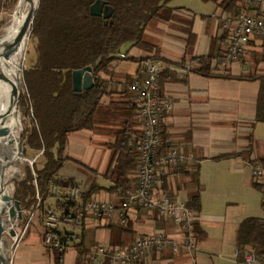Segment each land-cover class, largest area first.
I'll use <instances>...</instances> for the list:
<instances>
[{"label": "crops", "instance_id": "obj_1", "mask_svg": "<svg viewBox=\"0 0 264 264\" xmlns=\"http://www.w3.org/2000/svg\"><path fill=\"white\" fill-rule=\"evenodd\" d=\"M201 1L212 3L213 10L196 13L185 7L170 6L173 0L168 3L171 8L181 9L175 14L192 24L195 39L191 44L187 43V35L179 27L183 25L152 21L144 35L154 40L147 41L154 46L153 49L131 47L133 56L130 58L134 60L130 61L138 63L135 71L117 74L114 69L117 62L113 65L114 82L122 81L126 75H134L143 69L141 60L151 62L154 57L159 58L162 72L168 69L177 74L161 83V92L170 101L171 109L160 124L163 136L184 156V160L168 170L158 189L183 202L196 193L200 197V209L194 220L199 230L194 237V250L188 252L179 248L173 252L167 248L135 264H241L235 255V230L244 219L264 216V198H260L261 192L254 186L253 165L249 162L257 155L264 158V122H255L260 84L256 80L236 78L249 74L254 68L258 74L264 75V36L249 43L246 59L241 63L231 62L223 67L218 59L212 60L211 67H216L217 73L227 70L225 73L234 78L203 77L190 72L189 68L196 66L199 58L220 54V49L228 48L215 41L222 34L221 24L225 16L217 8L216 2L221 0ZM254 60L262 61L254 64ZM108 100L109 97H105L103 102ZM257 128L261 129L259 134ZM73 134L80 136L72 138ZM73 134L68 137L65 156H77L76 162L83 171L78 172L80 177H77L67 166L70 162H66L57 174L62 173L61 177L69 180L81 193L97 182L101 190L93 197L118 206L119 192L108 190L114 184L102 174L109 156V151L103 147V139L89 131ZM251 138L256 145L248 153ZM196 171L197 184L191 175ZM134 176L135 172L129 174L131 180H135ZM22 230L25 233L10 252L9 264H53L51 254L38 239L42 230L39 221L32 223L26 231L22 228L16 230L18 235L23 233ZM56 230L63 239V264L75 263V245L79 242L87 251L95 244L128 246L137 238L157 231H165L180 240L178 226L142 208L127 212L124 224L116 210L106 220L87 216L76 225L59 224ZM88 234L90 241L86 246Z\"/></svg>", "mask_w": 264, "mask_h": 264}, {"label": "trees", "instance_id": "obj_2", "mask_svg": "<svg viewBox=\"0 0 264 264\" xmlns=\"http://www.w3.org/2000/svg\"><path fill=\"white\" fill-rule=\"evenodd\" d=\"M14 1H10L6 10ZM96 1L38 0L29 33V38L34 43L35 57L32 64L22 70L26 91L23 108L30 110L31 122L23 140L28 149L40 153L43 163L40 168L35 164L31 169L27 168L24 182L15 184L13 198L19 202L22 212L20 228L28 230L32 226V216L37 214L42 228L38 239L51 254L53 264H63V239L56 228L50 229L44 225L45 217L48 214L71 216L73 224H61L81 223L87 217L84 212L85 203L94 198L96 191L101 190L98 183L93 182L88 191L80 192L78 198L72 199L67 191L76 186L69 180H55L63 164L77 163L65 156L71 134L89 131L103 139V147L109 151V156L102 174L114 184L109 191L119 192L135 183L129 178V174L136 170L135 145L140 137V128L136 102L129 84L135 78L144 77V66L148 62L141 60L140 63H144L143 69H139L134 75L124 76L122 81L114 82L113 65L119 60H134L126 55L121 57V49L130 46L152 50L154 46L144 39L145 29L152 21L179 23L183 25L179 27L187 35V43L191 44L195 39L192 24L175 14L181 9L171 8L169 0H101L112 9L108 19L90 15L89 8ZM216 4L221 14L234 16L241 12L255 13L252 7L241 0H221ZM3 5L0 0V10ZM216 39L215 41L227 47L229 31L222 30L221 36ZM219 53L199 58L197 65L191 66L189 71L203 77L234 78L225 73L227 70L217 73L218 69L211 67L212 60L218 59L221 62L227 57L228 50L220 49ZM261 61L254 60V64ZM84 68H89L93 86L76 93L72 89V72ZM175 75L177 74L168 69L161 72L160 91L161 83ZM236 78L259 82L255 122H264V75L258 74L254 68L249 74ZM105 97H109L107 103L103 102ZM163 134L161 127V153L173 147ZM250 145L248 153L256 145L252 138ZM222 157L224 156L217 158ZM249 162L253 166L256 163L264 166V158L260 155L249 159ZM191 175L197 184L198 172ZM253 182L264 194V183L254 179ZM52 188L58 189L57 196L51 194ZM49 198H56L55 204L60 208V214L49 206ZM186 206L195 213L198 212L199 193L193 195ZM191 231L194 237L199 233L195 225ZM47 236H50L49 243H46ZM234 245L239 262H242L247 252H251L255 257V264H264V216L241 221L235 230ZM75 248L77 256L74 264H91L87 258L89 251L83 247V243H77Z\"/></svg>", "mask_w": 264, "mask_h": 264}, {"label": "built area", "instance_id": "obj_3", "mask_svg": "<svg viewBox=\"0 0 264 264\" xmlns=\"http://www.w3.org/2000/svg\"><path fill=\"white\" fill-rule=\"evenodd\" d=\"M241 1L252 7L255 13L241 12L234 16H223L221 29L229 31L228 55L220 62L223 67L231 62L241 63L247 56L249 43L264 36V0ZM120 56L124 57V54ZM162 70L159 60L145 63L144 77L135 78L129 84V90L135 97L140 128V137L135 145V183L119 191L118 206L110 201L93 198L85 203L84 212L97 220H106L118 210L120 221L124 224L127 212L142 208L178 226L180 240L172 238L165 231H157L137 238L128 246L95 244L87 256L91 264H135L167 248L173 252L179 248L188 252L194 250L195 238L191 230L196 213L186 206V202L170 198L158 189L168 170L184 160V156L174 146L166 152H160V121L171 109L170 101L160 91L159 78ZM251 174L256 182L264 183L263 165L256 163L251 168ZM79 193L77 187L69 188L70 198H78ZM51 194L57 196L58 189L52 188ZM61 223L73 224L74 220L71 216L56 214H48L44 220V225L50 229L57 228ZM49 241L50 236H47L46 243ZM241 264H255L253 253L247 252Z\"/></svg>", "mask_w": 264, "mask_h": 264}, {"label": "water", "instance_id": "obj_4", "mask_svg": "<svg viewBox=\"0 0 264 264\" xmlns=\"http://www.w3.org/2000/svg\"><path fill=\"white\" fill-rule=\"evenodd\" d=\"M20 1V0H19ZM25 8V17L20 30V34L16 40L12 55L15 57L20 50L25 49V46L29 39L30 28L35 15L37 2L35 0H21ZM19 4V2H18ZM89 13L92 16L102 17L108 19L112 13V9L105 5L101 0H97L89 8ZM24 59V51L20 56V67L15 72V80H12L13 85V99L11 106H13V119H17L19 123V133L17 135L18 153L23 158V140H22V124H21V109L23 102L26 98V91L22 78V63ZM4 74V68H0V77ZM93 86V78L89 68L76 70L72 72V89L74 92L79 93L82 90L90 89ZM11 120L0 119V264H9L10 252L14 246L23 238L22 235H18L16 228L20 227L22 219V212L20 210L19 202L14 200L12 196H8V205H6V197L4 196V190L11 183L22 182L23 180L17 177L16 173H13V177L9 178L10 169L15 166L16 163L13 159L5 161V141L6 134L10 133L9 128L11 126ZM11 143V142H10ZM11 151V150H9ZM11 154V153H10ZM12 155V154H11ZM27 229L25 228V231Z\"/></svg>", "mask_w": 264, "mask_h": 264}, {"label": "rangeland", "instance_id": "obj_5", "mask_svg": "<svg viewBox=\"0 0 264 264\" xmlns=\"http://www.w3.org/2000/svg\"><path fill=\"white\" fill-rule=\"evenodd\" d=\"M10 1H13V0H1V3L4 5L1 7V10H0V32L8 24L12 14L15 12V10L18 6L19 0H15L14 3L9 7V9L6 10L5 7H7V5L10 4ZM35 1L37 2V7H38V0H35ZM170 6L185 7V8L190 9L196 13H205V12L209 11L210 9L213 10V4L212 3H210V2L203 3L201 0H173V3L170 4ZM37 7H36V9H37ZM24 11H25V8L23 7L21 9V11L19 12V14L21 15ZM144 39L146 41H154L152 38L145 36V35H144ZM131 50L132 49L130 46H124L121 49V53L128 55V57L130 58L133 56V52H131ZM34 57H35L34 43L29 38L28 42L25 46V49H24V59H23V63H22V70L32 64ZM116 64H117V66L115 65L116 67L114 69H115L117 74L133 73L135 71V68H137V65H138L137 62L130 61V60H119ZM23 104H24V102H23ZM3 113H4V105L0 104V119L2 118ZM21 124H22V128H23V132H22V140H23V136H24L26 130H28L31 127L30 110H28L26 107L23 108V106L21 109ZM260 132H261V129L257 128L256 133L259 134ZM18 133H19V129L17 128L15 135H18ZM77 136H80V134H73L71 137L75 138ZM9 147H10L9 142L6 139L5 148L9 149ZM22 150H23V158L18 164L11 167L9 178L14 176L13 173H16L17 177L19 179L23 180L22 182H24V180L26 178L27 168L31 169L33 164H35L37 166V168H40L42 163H43V159H42V156L40 155V153L31 151L30 149H28L27 146L25 145L24 140H23ZM71 159L76 161L79 158L77 156L73 155V156H71ZM78 164H79L78 162L77 163L70 162V164L67 166H70L72 168L73 171H71V172H74L77 177H80V175H78V172L83 171V170H82L81 165H78ZM62 175H63L62 173H58L55 176V180L56 181L67 180V179H63V177H61ZM18 183H20V182H18ZM15 184H17V183H11L6 187V190H7V193L9 196L13 197ZM259 196H260V198H264V196H262L261 193H259ZM47 203L52 205V208L55 211V213L60 214V208H58L55 204L56 198H52V199L49 198L47 200ZM31 222L32 223L38 222L37 214L32 216ZM16 230L20 231V227H17ZM22 232L24 233L23 230H22ZM89 235L90 234L87 235L88 239H86V242H85L86 246L88 245V243L90 241Z\"/></svg>", "mask_w": 264, "mask_h": 264}, {"label": "bare ground", "instance_id": "obj_6", "mask_svg": "<svg viewBox=\"0 0 264 264\" xmlns=\"http://www.w3.org/2000/svg\"><path fill=\"white\" fill-rule=\"evenodd\" d=\"M23 7L20 0L10 21L0 32V68H4V74L0 77V104L4 105V113L1 119L12 121L9 128L10 133L6 134V139L10 147L9 149L5 148V161L13 159L16 164H18L22 158L18 153L17 135H15L17 128L19 129V123L17 119H13L12 117L13 106H11V101L13 99V85L11 81L15 80L14 72L20 67V56L23 54L24 49L22 48L15 57L12 55V50L24 21L25 11L21 15L19 14ZM3 194L6 198L9 196L7 190H4ZM5 203L8 205V198Z\"/></svg>", "mask_w": 264, "mask_h": 264}]
</instances>
